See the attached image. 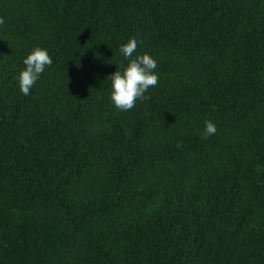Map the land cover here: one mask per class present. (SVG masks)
I'll list each match as a JSON object with an SVG mask.
<instances>
[{
  "label": "trees",
  "instance_id": "16d2710c",
  "mask_svg": "<svg viewBox=\"0 0 264 264\" xmlns=\"http://www.w3.org/2000/svg\"><path fill=\"white\" fill-rule=\"evenodd\" d=\"M0 18V264H264V0H0ZM130 39L158 84L119 111ZM37 47L52 64L25 96Z\"/></svg>",
  "mask_w": 264,
  "mask_h": 264
},
{
  "label": "clouds",
  "instance_id": "9594fccd",
  "mask_svg": "<svg viewBox=\"0 0 264 264\" xmlns=\"http://www.w3.org/2000/svg\"><path fill=\"white\" fill-rule=\"evenodd\" d=\"M4 20L0 18V24ZM137 41L130 39L120 46L119 51L128 59V64L122 70H116L108 78L111 80V92L109 99L119 111H129L135 107L137 100H144L145 93L151 87L158 84V76L155 73L156 61L148 54L132 58L136 51ZM24 70L19 73V90L25 96L30 93L45 68L52 64V58L42 48H34L23 60ZM215 125L208 121L205 123L204 137L214 135ZM179 146V145H178Z\"/></svg>",
  "mask_w": 264,
  "mask_h": 264
}]
</instances>
